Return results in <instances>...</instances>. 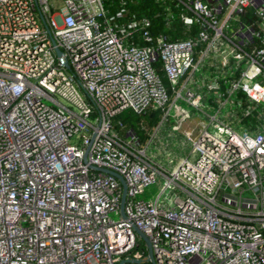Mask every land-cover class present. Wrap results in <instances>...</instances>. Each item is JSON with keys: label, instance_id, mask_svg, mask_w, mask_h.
I'll use <instances>...</instances> for the list:
<instances>
[{"label": "built area", "instance_id": "2783aa9c", "mask_svg": "<svg viewBox=\"0 0 264 264\" xmlns=\"http://www.w3.org/2000/svg\"><path fill=\"white\" fill-rule=\"evenodd\" d=\"M105 1L0 0V264H264V109L238 131L205 108L264 104V0H157L177 40ZM181 102L209 120L172 169L114 127Z\"/></svg>", "mask_w": 264, "mask_h": 264}, {"label": "rangeland", "instance_id": "374dc122", "mask_svg": "<svg viewBox=\"0 0 264 264\" xmlns=\"http://www.w3.org/2000/svg\"><path fill=\"white\" fill-rule=\"evenodd\" d=\"M200 71L201 70L197 72L195 76L196 78H199ZM241 99L242 101L239 98H237L235 95L230 98H221L217 100L216 94L208 93L206 96L205 108L210 111L211 117H214L217 115L218 121L224 122L228 124L229 126L233 127L234 129L240 131V129H242L243 127L251 126L250 123L253 120L247 119V118L248 116H253L252 114L256 112V107L253 110H251L250 107L246 108V106L249 103L246 101V99L244 98H241ZM180 105L184 107L186 113L190 114V116L194 115L195 113L196 115L198 114L197 111L192 110L191 107L185 104L184 102H181ZM262 108L264 109V104H262V106L260 107H257V112L255 113V119L257 118L259 119L260 115L258 113L263 111ZM174 114H175V111L172 110L170 112L169 120L173 121L175 119L173 117ZM199 115L201 117L204 116L201 114ZM163 118H164V115L161 119V122L159 123L160 125L163 121ZM203 118L206 121L209 120L208 117L204 116ZM115 124L116 122L114 123V127L116 126ZM256 125H259V124L256 123ZM254 126H252V128H254ZM165 128H167V123L161 126L159 135H161L162 132H164L165 134V131H166L164 130ZM116 129L119 130V128H116ZM155 131H156L155 129L152 130L150 135L152 136L155 133ZM211 131L214 132L215 130L211 129ZM159 135L156 136V139L153 141L151 146L147 148V155L152 160L161 163L160 165L164 166L165 168L172 169L173 166L169 164L171 159H174V161H177L179 160L177 157H186L187 154H189L191 151V143L189 142L188 139L180 137L177 134L174 135L171 132H169L167 136L166 135L159 136ZM160 183H161V179H158L156 183L147 187L145 190V193L141 196V199L145 201L154 200L159 194ZM176 194L177 193L175 192L169 191L167 196H165V198H168L171 196L175 197ZM169 206H172V205L169 204Z\"/></svg>", "mask_w": 264, "mask_h": 264}, {"label": "trees", "instance_id": "16d2710c", "mask_svg": "<svg viewBox=\"0 0 264 264\" xmlns=\"http://www.w3.org/2000/svg\"><path fill=\"white\" fill-rule=\"evenodd\" d=\"M122 0H106V9L110 15L115 14L120 9ZM160 4L157 0H127L126 8L128 9V14L125 16L121 22L125 23L135 18L148 17L152 20L153 23V33L154 35L158 34H168L172 40H177L185 37L179 32L182 31L181 26L176 25L175 30L169 31L166 28L165 22L158 15L160 11ZM163 81L166 86L170 87L168 80L165 78V75L161 73ZM260 115V113H258ZM251 115V114H250ZM253 116H248L247 119H251L250 125L258 128L263 125V122L259 119H255V113ZM163 117V111L160 109H150L143 115H138L133 111L126 110L119 114L115 119L116 127L119 128V122L122 123L126 128L133 129L137 135L140 137V140L145 145L148 140L150 133L154 130L155 127L159 125ZM258 123L259 125H256ZM257 128V129H258ZM256 129V130H257ZM255 130V129H254ZM120 131V130H119ZM122 133V131H120Z\"/></svg>", "mask_w": 264, "mask_h": 264}, {"label": "crops", "instance_id": "0c3cea01", "mask_svg": "<svg viewBox=\"0 0 264 264\" xmlns=\"http://www.w3.org/2000/svg\"><path fill=\"white\" fill-rule=\"evenodd\" d=\"M190 86L197 87V84L196 83H192V85L190 84ZM172 110L175 111V114L173 116L175 119L173 121L169 120L170 112ZM172 110H170L169 116L167 117V119L164 122H162L161 125L159 124L157 127L154 128L156 131H155V133L152 136L151 135L149 136L148 140L145 143L146 146H148V147L151 146L153 141L156 139V136L159 135L161 126H163L165 123H167V128L164 129V130H166L165 134H164V132H162V134L159 135V136H162V135L163 136H165V135L167 136V134L169 132H171L174 135L177 134L180 137H183V138L187 139L189 135H191V136L193 135V137H194L198 133L199 128L206 121L203 118L204 116L201 117L199 115L200 114L199 112H197L198 113L197 115L195 113L194 115L190 116V114L186 113V111H185L183 106L180 107L179 109L173 108ZM192 110H194V109H192ZM163 115H164V112H163ZM177 158L180 159L181 157H177ZM157 163H159V162H157ZM175 163H178V160ZM159 164H161V163H159Z\"/></svg>", "mask_w": 264, "mask_h": 264}, {"label": "water", "instance_id": "95a60500", "mask_svg": "<svg viewBox=\"0 0 264 264\" xmlns=\"http://www.w3.org/2000/svg\"><path fill=\"white\" fill-rule=\"evenodd\" d=\"M102 171H104L105 173L113 175L114 177H116L121 182L122 187H123V195H122V201H121V212H122L123 216L125 217L124 208H125L126 195H127V187H126L125 181H124L122 176H120L119 174H117L115 172H111V171H108V170H102ZM139 234L142 236V238L146 242H148L147 238L144 236L143 233L139 232ZM150 254L152 255L151 248H150Z\"/></svg>", "mask_w": 264, "mask_h": 264}]
</instances>
